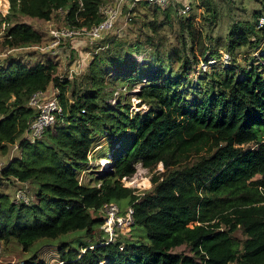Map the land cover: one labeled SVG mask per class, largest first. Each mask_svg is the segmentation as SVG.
I'll list each match as a JSON object with an SVG mask.
<instances>
[{
  "label": "trees",
  "instance_id": "16d2710c",
  "mask_svg": "<svg viewBox=\"0 0 264 264\" xmlns=\"http://www.w3.org/2000/svg\"><path fill=\"white\" fill-rule=\"evenodd\" d=\"M106 1L81 0V8L80 0H8L9 13L0 14L6 24L3 43L8 50L43 43L30 25H12L14 18L48 22L65 10V27H91L101 22L99 9ZM141 10L144 20L135 42L106 35L94 43L84 69L62 84L52 62L0 68L2 150L14 147L35 118L28 106L35 92L58 85L63 108L44 137L22 142L21 156L3 169L4 179L31 184L34 192L29 204L0 197V242H15L29 254L20 264H47L39 256L46 240H60L63 264H264V62L248 66L235 57L239 49L260 48L264 3L254 23L234 26L228 43L218 44L210 56L212 48L193 17L177 19L172 7L144 4L136 13ZM149 16L152 21L146 22ZM166 26L175 31V45L162 34ZM220 49L231 56L229 66L218 63ZM138 55L157 70L137 96L121 93L113 105L123 85L143 83L135 69ZM211 58L215 64L198 72ZM130 70L137 74L127 76ZM124 77L131 79L125 83ZM134 98L148 109L133 113ZM126 135L130 141L123 149ZM103 137L122 152L110 158L111 172L91 175L102 183L99 188L81 185L78 175L88 169L89 154ZM139 161L152 173V187L142 197L121 183L134 175ZM159 164L163 171H156ZM108 203L122 212L134 208V224L128 227L133 240L119 235L100 245L108 236L101 230ZM180 247L190 254L175 252Z\"/></svg>",
  "mask_w": 264,
  "mask_h": 264
},
{
  "label": "rangeland",
  "instance_id": "374dc122",
  "mask_svg": "<svg viewBox=\"0 0 264 264\" xmlns=\"http://www.w3.org/2000/svg\"><path fill=\"white\" fill-rule=\"evenodd\" d=\"M8 2V0H6ZM180 3H175L172 6L174 17L177 19L183 18L178 16L177 10L182 8V3L189 4L191 7V12L188 17H193L195 19L196 27L199 31L202 32L203 36L206 37V41L208 46L212 48V52H214L217 45H223L228 43L229 36L231 30L237 24L244 23H254V14L262 11V3L264 0L260 2H256L254 0H175ZM144 5V4H143ZM180 7V8H179ZM8 9V10H7ZM5 8L0 10V14L3 18L7 16L9 13V8ZM7 11V12H6ZM5 12V13H4ZM138 12L135 14V17L131 24L129 25L130 31L127 28L123 29L119 38L128 37L131 43L135 42V35L138 33L141 25L143 24L142 17L145 14V11ZM213 13H216L215 18L212 17ZM141 16V17H139ZM149 19L146 22L152 21V18L149 16ZM187 18V17H186ZM64 18L60 15L54 14L52 20L44 21L39 19L32 18H14L12 25L16 23H23L30 25L36 32L43 36V43L45 46H49L50 41L49 32L52 29L64 27ZM133 32V33H131ZM119 33V32H118ZM136 33V34H135ZM162 34L166 36L171 44L175 45V31L171 30L168 26L164 28ZM6 36V24L0 18V68L4 69L12 64H22L29 68H32L38 64H48L50 62L56 64L58 66V77H68V72L73 70L74 72L80 73L81 70L84 69V63H87L91 54V49L94 45L93 42L89 40L83 39H74L69 40L63 43L61 46L56 47L55 49H47L45 52H39L34 50H17V51H9L3 43L4 37ZM253 41H255V37H252ZM260 44V48L257 51H253L251 48H243L236 51V59L239 63L250 65L254 60L259 61L262 59L264 62V39H262ZM219 54L221 55V59L218 60V63H224V55L228 54L225 49H220ZM229 55V54H228ZM137 66L135 69L139 71V77L143 78V83L140 81L133 82L131 89H128V85L120 82L119 86H122L119 89L127 88L126 95L131 94L135 88H140L144 84L145 80H151L156 72V68H147L146 65L149 63V59H145L142 56H138L136 58ZM132 61V59H131ZM209 69V68H208ZM207 69V70H208ZM136 70H130L127 74L136 75ZM125 70L113 72L111 77L119 75L123 73ZM264 72V71H263ZM79 76V75H77ZM76 76V77H77ZM110 77V78H111ZM129 78V81L131 77ZM128 83L129 81H126ZM133 78V77H132ZM73 79V78H72ZM122 80V81H123ZM119 82V81H118ZM117 83V82H116ZM110 88V87H109ZM111 89H109L110 91ZM120 91V90H119ZM132 96V95H131ZM188 100L193 99V95L191 92L188 94ZM113 105L118 103V99H112ZM132 104L136 103L134 99L130 100ZM126 103V101H125ZM139 106V105H138ZM148 106L142 105L139 111L147 110ZM135 109H132L134 113ZM138 112V111H136ZM130 136H124L123 139V149L127 148L129 145ZM102 149L98 153V156L103 158H113L114 156L119 155L122 150L114 151L115 143L111 145H106V139H103ZM248 148V147H247ZM20 149L16 147L7 146V150H2L0 148V197L3 195H7L13 202H18L17 194L19 190L26 189L29 194L34 192V188L31 184L23 185L16 180L13 179H4L2 172L3 169L12 161L21 156ZM97 156V157H98ZM80 177V176H79ZM89 178V177H88ZM87 178V179H88ZM92 178V177H91ZM152 187V184H151ZM129 207V206H128ZM126 207L124 210H126ZM132 228H128L127 230L121 232L119 235L121 239H134L135 233L132 231ZM131 233V234H130ZM238 238L244 240L245 237L242 233L237 234ZM119 237V238H120ZM41 243L43 247L39 251V256L42 260H44L47 264H63L60 262V257L58 254V242L57 241H48ZM95 244L93 247H96ZM177 253H185L190 254L189 248L180 247L175 250ZM29 254L23 252V250L19 247V245L15 242L10 243L8 245H4L0 242V264H20L22 261L28 257Z\"/></svg>",
  "mask_w": 264,
  "mask_h": 264
},
{
  "label": "built area",
  "instance_id": "2783aa9c",
  "mask_svg": "<svg viewBox=\"0 0 264 264\" xmlns=\"http://www.w3.org/2000/svg\"><path fill=\"white\" fill-rule=\"evenodd\" d=\"M175 3L177 4L180 2L175 0H108L100 6L99 14L102 20L99 24L91 27H76L70 25L60 28L57 27L50 30L49 32L50 44H48V47L45 46L44 43H42L36 46L9 51L12 52L25 49L45 52L49 48L55 49L56 47L61 46L65 41L68 40L71 41L81 38L83 40H89L95 43L109 34H114L115 36L120 37L123 29L128 27L133 21L138 6L147 4L153 7H158L162 10H167L175 5ZM80 4L82 8L83 3L81 2V0ZM180 7V9L177 10L178 16L188 17L191 12L190 5L188 3H182V6ZM58 13L60 16L65 18L68 12L65 10H59ZM262 27H264L263 17L259 20L258 28ZM211 53L212 51L209 52V56L211 55ZM143 58H145V55H143ZM215 62L216 61L213 58L210 59L208 64L201 62L197 71H207L209 65H213L215 64ZM230 62L231 56L228 54L224 55V64L226 66H229ZM75 74H78V72L70 70L68 72V77H59V82L62 84L67 79H72ZM128 89L131 88L128 87ZM119 90L115 93L114 99H117L121 93L126 94V92L128 91L127 88ZM140 90L141 87L135 88L134 91L129 95L137 96ZM60 96L61 89L58 85L51 86L47 91L39 90L31 96L28 102V106L36 112V116L29 123L23 137L14 147L18 149L19 145L25 141L29 143H36L37 141L41 140L44 137L45 133L57 123L59 118H62L63 108L61 106ZM134 100L136 103L133 104L132 109H135L134 112H136L140 110V106H138L139 101L136 98H134ZM76 120L77 119H74V121ZM103 139L107 138L103 137L101 142L103 141ZM100 148V143L96 144L93 147L89 154L90 164L88 169L79 173L78 179L81 185H92L99 188L102 183H96L92 181L91 175L96 174L100 177L112 171L113 161L110 158H95L94 152ZM96 171L98 173H95ZM156 171H163V165L159 164ZM151 178L152 173L150 172V170L146 168L141 161H139L135 164L134 175L131 177L123 178L121 180V183L123 188L131 189L133 190L134 195L142 197L145 196L146 191L151 189ZM136 180H146L148 181L149 185L146 186L144 183L139 184L136 182ZM17 197L18 202L22 201L25 204H29V202L31 201L29 192L26 191V189L19 190ZM102 212L104 214V222L101 226V230H103V232L108 236L105 242L101 243L100 245H109L115 242L122 231L134 224V208L132 206H129L124 212H122L121 208L116 203H108L104 205ZM121 249H123V247H121Z\"/></svg>",
  "mask_w": 264,
  "mask_h": 264
},
{
  "label": "bare ground",
  "instance_id": "6f19581e",
  "mask_svg": "<svg viewBox=\"0 0 264 264\" xmlns=\"http://www.w3.org/2000/svg\"><path fill=\"white\" fill-rule=\"evenodd\" d=\"M9 7V3L6 0H0V10L7 9ZM137 183L141 184L144 183L146 186L149 185L148 181L146 180H136Z\"/></svg>",
  "mask_w": 264,
  "mask_h": 264
},
{
  "label": "crops",
  "instance_id": "0c3cea01",
  "mask_svg": "<svg viewBox=\"0 0 264 264\" xmlns=\"http://www.w3.org/2000/svg\"><path fill=\"white\" fill-rule=\"evenodd\" d=\"M100 147H101L100 149H98L97 151L94 152V156L98 155V153L100 152V150L102 149L103 146L101 145Z\"/></svg>",
  "mask_w": 264,
  "mask_h": 264
},
{
  "label": "water",
  "instance_id": "95a60500",
  "mask_svg": "<svg viewBox=\"0 0 264 264\" xmlns=\"http://www.w3.org/2000/svg\"><path fill=\"white\" fill-rule=\"evenodd\" d=\"M112 166H113V163H112ZM95 173H98L97 171Z\"/></svg>",
  "mask_w": 264,
  "mask_h": 264
}]
</instances>
